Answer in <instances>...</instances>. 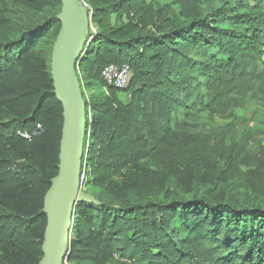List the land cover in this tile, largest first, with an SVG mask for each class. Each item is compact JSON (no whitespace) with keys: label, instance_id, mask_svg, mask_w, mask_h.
Segmentation results:
<instances>
[{"label":"trees","instance_id":"obj_1","mask_svg":"<svg viewBox=\"0 0 264 264\" xmlns=\"http://www.w3.org/2000/svg\"><path fill=\"white\" fill-rule=\"evenodd\" d=\"M11 1L40 17H8ZM84 1L96 30L76 66L82 170L97 203L76 205L67 260L264 264V0ZM61 5L0 0V264L44 255L64 122L51 74ZM111 64L130 65L127 87L107 86ZM249 105L255 129L217 122ZM37 124L42 134L18 135Z\"/></svg>","mask_w":264,"mask_h":264},{"label":"water","instance_id":"obj_2","mask_svg":"<svg viewBox=\"0 0 264 264\" xmlns=\"http://www.w3.org/2000/svg\"><path fill=\"white\" fill-rule=\"evenodd\" d=\"M61 3V29L52 51L51 74L56 96L63 105L64 122L59 172L45 196L47 227L39 264H67L74 209L79 202L96 201L81 188L86 101L76 69L90 33V12L83 0Z\"/></svg>","mask_w":264,"mask_h":264},{"label":"rangeland","instance_id":"obj_3","mask_svg":"<svg viewBox=\"0 0 264 264\" xmlns=\"http://www.w3.org/2000/svg\"><path fill=\"white\" fill-rule=\"evenodd\" d=\"M84 1V0H83ZM161 2H171L172 0H160ZM85 2V1H84ZM9 11H8V17L12 18V19H17V20H25V21H36L40 16L39 14H34L33 12H31L30 10H28L27 8H25L24 6L14 3L11 1L10 6L8 7ZM96 30V27L93 26L91 24V15H90V33L88 36V39L90 37L91 32H94ZM90 41V40H89ZM88 45V42L85 44L84 46V50L86 48V46ZM83 50V52H84ZM83 52L81 53V59L84 57ZM85 80V79H84ZM86 81H84V84ZM84 90H85V94L87 99H90L92 97V95L94 94V92L96 91V87H91V86H86L84 85ZM104 90L107 91V89L104 87ZM120 97L123 101H129L131 99V93H126V92H120ZM257 107L249 105L243 108H239L235 111L234 116L231 119H222V118H217V122L220 123L221 125H225L227 123L230 122H234L235 123V134H239L241 131H243L244 129L247 128H251V129H255L256 125H249V119L250 117L253 115L254 111L256 110ZM90 113V111H89ZM87 136L85 138V142H87ZM246 170V168H244ZM86 180H87V173H84V180L83 183L81 184V188L88 192H89V188L88 185L86 184ZM95 203H97V200L94 201ZM91 202V203H94ZM75 238V234H72V232H70V240ZM67 264H76V263H71L68 260H66Z\"/></svg>","mask_w":264,"mask_h":264},{"label":"built area","instance_id":"obj_4","mask_svg":"<svg viewBox=\"0 0 264 264\" xmlns=\"http://www.w3.org/2000/svg\"><path fill=\"white\" fill-rule=\"evenodd\" d=\"M84 4L88 8L87 3L84 2ZM90 15H91V12H90ZM92 38L93 37L90 36L87 42H89V40H91ZM102 75L107 83V86L113 85L118 88H125L128 86L131 80L132 71H131L130 65L128 64H125L123 66L111 64L104 69ZM43 132H44L43 125L37 124L32 130H19L18 135L24 139L31 140L32 138L42 134ZM83 180H84V172L82 170L81 184L83 183Z\"/></svg>","mask_w":264,"mask_h":264}]
</instances>
